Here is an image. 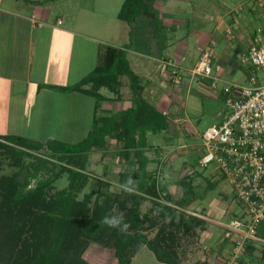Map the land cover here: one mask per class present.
Segmentation results:
<instances>
[{
  "label": "rangeland",
  "instance_id": "374dc122",
  "mask_svg": "<svg viewBox=\"0 0 264 264\" xmlns=\"http://www.w3.org/2000/svg\"><path fill=\"white\" fill-rule=\"evenodd\" d=\"M122 1L123 0H56L54 6L59 5L58 7H62L63 5L65 6L66 3L71 5V22L78 21V16L79 14L81 15L80 19L83 21L82 26L84 27L83 32H81L86 36L85 42L82 41L83 43L81 44V46L84 44V49L82 48L83 51L81 53V73L88 72V66L94 63L97 52V41L112 46H119L121 49L125 50L128 46L130 49L143 51L145 49L144 47L148 46L149 51L152 52L153 55H156V47L158 44L162 43L167 33L162 30L161 33L155 35L150 26L143 27L139 24H132L129 26L117 19V12L121 7ZM199 1L203 2L205 0ZM211 1L213 2L208 3L210 7L208 10L211 12L214 6L215 9H219V11L226 12L230 9L233 10L232 14L228 16L227 21L231 23V21L234 20L236 25L240 28L243 37H249V39L251 37L252 39L256 31L261 30L259 35L262 39V44H264V12L259 8V2L257 0ZM197 2L196 0L194 4L192 3L195 5V8L200 7V4L198 5ZM206 4L207 2L205 1V5ZM192 9L193 6H188L187 14L190 16L191 20L193 19L192 23L199 27L202 25L199 20V13L194 15L196 12H191ZM219 11L216 10V13H219ZM237 33L238 31L236 32L235 29H233L231 37L234 40L232 43L239 40V35ZM223 42L226 44V41ZM220 49L221 47L219 49L214 47V58L217 59V54H219ZM127 58L131 59L130 53L127 54ZM173 64L178 66V64L174 62ZM229 70L230 69L224 71V77L227 82L247 84L249 70L245 65H240L233 75H230ZM263 74V72L257 73L262 83L264 82ZM120 80L125 88V90H122V96L125 98L128 96L129 98V79L126 76H122ZM153 84L155 91H157L158 86L154 82ZM168 88H165L161 98V103L166 109L167 119L169 120L168 128L166 132L157 135L147 134V148L151 147L153 149H150L151 151L146 149L145 151V156L149 153L150 155L148 156L153 160L152 163L147 164L146 169L157 181L160 199L158 201V199L143 197L144 199L140 204V214L144 219V223L140 229L141 233L148 240H154L158 238L157 233L159 232V234L162 235V238L159 237V245L161 244L165 247L169 245L171 250L175 252L178 264H264V243L258 245L259 243L255 242L256 246H253V251L249 253L247 248H240L238 250L237 244H234L225 237L224 230L223 236H221L220 232L218 233L216 231L217 234H212L213 240H211L209 237L210 235L203 233L202 229H200L203 228V226L186 229V227H181V225L177 226L175 223H172L170 218H155L156 215L151 207H154L153 203L155 202L158 204L167 203L168 201H166L165 195L170 197L167 204L174 206L176 210L182 214L184 220L187 221V223L190 222V224L191 218L194 217L193 215L198 214L192 207L199 210L203 208V213L205 210H213L219 216L224 214L223 211H226L225 215H223V217L225 216L227 218L226 221L233 217H241L240 215L242 214L240 206L227 183L223 182L214 187L202 183L203 180L212 178L218 181L216 178L218 173L215 171L214 166L210 165L207 168H201L197 163L201 155V135L208 127L217 124L221 120L218 114L224 110L223 98L219 95L220 93H218L220 85L214 89L208 88L207 95H195L192 93L186 95L185 91H182L172 82L170 83V81ZM54 89L57 90V88ZM19 90L22 89L19 88ZM59 98V102H64V107L67 103L70 104V102H75L70 96L68 99L67 94L65 96L60 95ZM180 98L183 99L181 102L178 100ZM43 102L44 100L40 97H37L36 101L33 100L38 110L41 109L40 105H43ZM17 104L20 107L21 101ZM30 104H32L30 101L27 103L23 101L21 110L18 106L13 109L14 113L19 114L16 116L13 115V118H10L11 126L14 127V125H18L17 123L20 121L22 130L19 129V133L14 132L12 134H23L29 138L36 137L37 129L40 128V122L44 118H42L37 111L31 109ZM72 106H75L77 109L80 107L77 103H74V105L72 104ZM56 111L58 110L54 112ZM62 112H64V110H62ZM78 114L79 113H74L65 117L64 115L60 117L55 115L56 118L52 119L53 127H51V129L55 128L56 137H59V140L66 141L69 144H75L86 136L84 132L79 131L80 128L78 127V124L82 123L81 119H83L84 116H78ZM63 120L64 124H62ZM13 130L15 131L16 128ZM39 137H43V134L39 133L38 138ZM121 146V143L115 139L107 137L106 144L103 148H94L91 150L85 164V173L88 176V180L77 195L79 199H82L85 195H89L90 202L92 203L95 200V194L99 193L111 197L117 194L123 195V198L126 197L119 185L124 183L128 178L132 179L131 173L136 169L137 165L135 163L136 159L132 156L129 162H125L118 156ZM46 151V147H43L39 151L26 152L47 159L45 154ZM22 160L23 163H28L33 159L25 155L22 157ZM12 162L13 159H11L7 153L0 154V190L4 178L10 177L18 171V168L15 167ZM125 173L128 177L123 182V174ZM188 178L191 180L193 194L183 196L181 195V180ZM66 183V174H62L58 180L53 183V191L55 192L63 189L66 187ZM134 183L136 186L135 181ZM132 194H135V192ZM1 197L2 194L0 193V200ZM181 198H184L182 201L185 202L182 207L177 203ZM6 218L7 215L0 212V264L14 263L20 255L17 247H20V245L28 241L26 239H30L28 237L29 235H25L26 232L22 233V236L20 235L19 237L12 236V234L9 233V225L5 222ZM149 218L152 219L150 220ZM154 218L157 220L154 222V225H151ZM212 222L218 223L219 221L214 218ZM222 224V222L218 223L220 227H222ZM21 228L25 229V226ZM75 233V236H70L71 239L66 242L57 264H117V258L110 244L85 237L79 238V235ZM260 233H262V231ZM72 239L75 242L73 244L71 243ZM27 245L28 244H25L24 246ZM74 257L78 258L76 262H74ZM130 264L160 263L155 259L149 248L141 245L131 256Z\"/></svg>",
  "mask_w": 264,
  "mask_h": 264
},
{
  "label": "trees",
  "instance_id": "16d2710c",
  "mask_svg": "<svg viewBox=\"0 0 264 264\" xmlns=\"http://www.w3.org/2000/svg\"><path fill=\"white\" fill-rule=\"evenodd\" d=\"M154 2L155 0H123L117 19L129 26H150L152 32L158 35L164 29ZM104 48L97 66L88 75L74 86L58 89L66 92L79 91L101 101L104 98L99 90L105 88L118 98L119 77L126 76L129 79L131 108L112 116L94 117L89 132L75 144L58 140L32 142L18 136H0V154L7 153L13 159L12 164L18 168L16 173L2 181L0 212L7 215L5 222L9 225L12 236L19 237L26 232L25 235L30 238H24L28 241L17 247L19 258L11 264H57L66 242L71 239L70 236H75V232L79 238L110 244L117 264H130L131 256L141 245L149 248L160 264H178L171 247L159 245V237L162 238L159 232L158 238L148 240L140 231L144 223L140 214L143 197L158 201L160 199L157 181L146 169L149 162L145 156L147 134L166 132L167 116L143 98L139 79L130 69L125 51L111 46ZM173 77L174 72L170 68L171 82ZM84 86H88V89H83ZM107 137L121 143L118 156L125 162H129L131 156L136 159L137 167L131 173L136 182L135 194L124 192L126 197L123 198L120 194L111 197L99 193L95 194L92 203L89 195L79 199L77 195L88 180L85 173L88 155L94 148H103ZM43 147L47 149V159L26 152L39 151ZM25 155L33 160L23 163L22 157ZM62 174H66V187L54 192L53 183ZM127 177L126 173L123 174V182ZM181 185L182 195H190L191 180L182 179ZM165 199L169 202L170 197L165 195ZM182 200L184 198L177 201L181 207L185 204ZM167 203H153L154 207L151 209L155 218H170L172 223L186 229L201 226L202 222L195 218H191V224L187 223L182 214ZM105 214L122 216L123 221L130 225L129 229L121 232L102 224L101 219ZM155 218L151 225L157 220ZM71 243H75L73 239ZM25 244L28 245L24 246ZM251 244L246 246L249 253L254 249ZM74 258L76 262L78 258Z\"/></svg>",
  "mask_w": 264,
  "mask_h": 264
},
{
  "label": "crops",
  "instance_id": "0c3cea01",
  "mask_svg": "<svg viewBox=\"0 0 264 264\" xmlns=\"http://www.w3.org/2000/svg\"><path fill=\"white\" fill-rule=\"evenodd\" d=\"M197 1V4H200L199 8H195L193 5L196 0L193 2L192 0H155L154 8L158 9L159 19L167 33L163 39L164 42L162 40V43L157 45L156 55L149 51L148 46L144 47L143 51L130 49L127 45L126 50L123 49L130 69L139 79L143 98L166 116L167 112L161 103V98L165 88L169 87L170 67L167 65L168 61L178 64L184 70L182 82L178 88L185 91L186 95L189 93L207 95L208 88H210L209 81L190 80L187 70L197 64L203 52H209L212 63L222 68V77L225 80L224 71L230 69V75L235 74L240 66L239 56L246 50L251 40V37L249 39V37L242 36L240 28L234 20L228 23V16L232 14L233 10L219 11L214 6L211 12L208 10L210 8L208 3L213 1L205 0L206 5L205 1ZM55 2L56 0H0V136H18L32 142L62 141L56 137L55 128L51 129L53 127L52 119L56 118L55 115L59 117L64 115L65 117L79 113L78 116H84L81 119L82 123H77L79 131L87 134L94 117L112 116L132 107L131 93H129V98L122 96V90L125 88L120 77L118 98L105 88L99 90V94L104 98L101 101L79 91L66 92L58 89L74 86L88 75L97 66L100 56L105 51L104 47L121 48L97 41L96 59L88 66V72L81 73V53L84 49V44L83 46L81 44L86 40V36L82 33L84 27L82 26L83 21L80 19L81 15L79 14L78 21L71 22V5L66 3L65 6L58 7L59 5L54 6ZM190 5L193 6L191 12H196L194 15L199 13V20L202 24L199 27L192 23L193 19L191 20L187 14V7ZM216 10L219 13H216ZM233 29L238 31L239 35V40L234 43H232L234 39L231 37ZM223 41H226V44ZM214 47L217 49L221 47L217 59L214 58ZM128 53H130L131 59L127 58ZM153 82L158 86L157 91L154 89ZM83 89H88V86H84ZM66 94L68 99L70 96L75 101L74 103L80 106L78 109L72 106L74 103H67L64 107V102H59V96ZM37 97L44 100L43 105H40V110L33 103ZM178 100L181 102L183 99ZM19 101H21L20 107L17 104ZM23 101L24 103L30 101L32 103L30 108L44 118L40 122V128L37 129V135L34 138L26 137L23 134H12L19 133V129L22 130L20 121L13 127L10 118L19 114L14 113L13 109L18 106L21 110ZM55 110L58 111L54 112ZM64 120L62 124H64ZM39 133H42L43 137L38 138ZM150 149L153 148H147L148 151H151ZM148 155L150 154L147 153ZM148 157L150 161L148 164H150L153 160L150 156ZM202 183L214 187L217 184H222L223 181L221 179L215 181L212 178L203 180ZM192 191L190 194H193ZM192 209L198 213H193L194 217L192 218L202 222L203 228L200 229L203 233L210 235L211 240H213L212 234H217V232L223 236V228L218 223L227 220L225 216L223 217L226 211H223L224 214L219 216L213 210H205L203 213V208L199 210L192 207ZM214 218L219 222H212ZM251 245L256 246L255 243Z\"/></svg>",
  "mask_w": 264,
  "mask_h": 264
},
{
  "label": "built area",
  "instance_id": "2783aa9c",
  "mask_svg": "<svg viewBox=\"0 0 264 264\" xmlns=\"http://www.w3.org/2000/svg\"><path fill=\"white\" fill-rule=\"evenodd\" d=\"M264 12V0H257ZM257 30L244 52L240 65L249 70L247 84L227 82L222 68L212 63L211 54L203 52L197 64L187 70L190 80H208L209 87L220 85L224 101L221 120L201 135V168L214 166L218 180L227 183L237 200L241 217L223 222L225 237L238 250L251 243H264V44ZM174 72L172 83L179 87L184 70L167 62ZM264 76V74H263ZM262 231V233H260Z\"/></svg>",
  "mask_w": 264,
  "mask_h": 264
},
{
  "label": "clouds",
  "instance_id": "9594fccd",
  "mask_svg": "<svg viewBox=\"0 0 264 264\" xmlns=\"http://www.w3.org/2000/svg\"><path fill=\"white\" fill-rule=\"evenodd\" d=\"M119 187L122 191L132 194L136 191L135 183L131 178H128L124 183L120 184ZM101 223L106 225L109 228H117L121 232L127 231L130 225L123 221L122 216L105 214L102 219Z\"/></svg>",
  "mask_w": 264,
  "mask_h": 264
}]
</instances>
